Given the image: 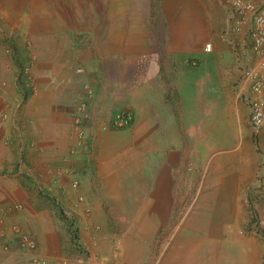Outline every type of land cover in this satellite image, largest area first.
<instances>
[{
    "label": "crops",
    "instance_id": "obj_1",
    "mask_svg": "<svg viewBox=\"0 0 264 264\" xmlns=\"http://www.w3.org/2000/svg\"><path fill=\"white\" fill-rule=\"evenodd\" d=\"M152 8L151 0H106L93 28L99 33L88 40L92 51L82 56L71 47L75 39L63 46L62 28L28 32L32 49L24 55L32 58L38 94L24 107L15 74L1 75L0 208L24 206L17 219L38 248L28 254L17 247L14 218H6L0 264H34L33 256L49 264H264V241L241 233L260 160L236 86L237 57L223 37L224 7L219 0H163L155 18L167 20L159 23L151 21ZM86 82L95 93L89 146L71 159V113ZM228 90H235L231 104ZM206 101L216 133L222 113L232 134L206 137ZM121 110L134 120L115 129L111 118ZM71 167L81 179L77 190L66 174ZM53 186L80 222L86 253L67 244L59 208L41 194ZM81 195L92 212L85 213ZM218 249L227 255L222 261L212 260Z\"/></svg>",
    "mask_w": 264,
    "mask_h": 264
},
{
    "label": "rangeland",
    "instance_id": "obj_2",
    "mask_svg": "<svg viewBox=\"0 0 264 264\" xmlns=\"http://www.w3.org/2000/svg\"><path fill=\"white\" fill-rule=\"evenodd\" d=\"M104 0H0V77L1 75H5L7 73H13L16 76L15 79V86H16V92H17V103L19 107H24L28 101V99L36 96L38 94V89L36 85V78L33 73V66L34 64L31 62L32 58H29L24 55V52L26 53V47H29V49H32V42L29 40V38L26 36V34L29 33H54L58 28H62L61 31L58 34V37L63 40V46L67 48L68 40L75 39L77 46L72 45L71 47L74 49H77L78 51H75V54H79L82 56L84 52L82 50H90L92 51L91 47L89 46V38L98 35V31L96 32V29L93 28H100V19H101V6H103ZM151 5L153 6V13L151 15V21L152 23H159L166 21L167 17L164 15L162 21H158V17L161 7L163 5V0H151ZM161 15V13H160ZM166 17V18H165ZM96 32V33H95ZM94 35H91L93 34ZM26 49V50H25ZM29 50V51H30ZM74 54V52H73ZM77 58V57H76ZM23 67H29L32 71V74L34 76V85L33 87L36 88L37 92L31 93V91L24 90L20 92V90H23V83L24 79L22 76L19 77L17 80V75L19 71ZM84 68H78L77 73H83ZM85 73V72H84ZM81 75V74H80ZM88 81V80H86ZM84 84V83H83ZM86 86L91 87L94 90V87L90 82H86L83 85V88ZM235 90H232V94L229 93V90L227 92V95L222 92L221 93V109L226 111L223 108V105L225 104V99L227 96V100L230 99V104L233 102V99L235 97ZM231 94V95H230ZM84 95V92H83ZM226 95V96H225ZM95 96V94H94ZM94 98V97H93ZM82 98H80L74 109L77 107L79 102ZM93 100V99H92ZM210 100V99H209ZM208 102V101H206ZM210 103V104H209ZM213 105L212 102H208V105L205 108H208L209 106ZM73 109V110H74ZM91 111V110H90ZM122 111V110H121ZM91 114V120H92V111ZM116 114V113H115ZM113 117L111 118V125L113 122ZM216 113L213 109L208 108V111L205 110V118L204 121L208 124H205V131H206V137L210 133V131L214 130V133H216V124L218 123L216 121ZM3 120L8 119V115L6 113L2 114ZM221 129L219 128L218 132L216 133V139L218 140V137L222 135V132H225L226 135L232 134V132L229 131V127L224 125L223 123L228 118H225V114L221 113ZM91 123V121L89 122ZM113 127V126H112ZM116 129V128H115ZM73 128V122H72V131ZM222 131V132H221ZM71 136H73L71 134ZM76 140V138H75ZM208 144V143H207ZM206 144V145H207ZM89 146V145H87ZM83 148L85 149L87 148ZM77 147V146H74ZM81 150V151H83ZM80 151V152H81ZM79 152V153H80ZM81 154V153H80ZM79 154L71 153L69 158L72 159V157H77ZM76 168V172H77ZM75 170L73 167L68 169L66 172L67 175L71 176L74 175ZM71 183L74 181H77L80 185L81 179L78 177H72L71 176ZM58 186V185H56ZM54 187V186H53ZM50 188L49 190H41V194L45 196L47 201L51 202L54 207L59 208V220L61 221V232H67L69 234L66 237L67 244H70L71 247L75 251H78L80 253L87 252L84 248H86L85 245L82 244L81 238L79 235V225L78 220H76L73 212L69 210V207H66L64 203V196H63V190L61 193L57 194V187ZM79 187V186H78ZM78 187H73V189L77 190ZM44 192V193H43ZM60 192V191H59ZM186 193V191H184ZM252 195V201L255 206H246L248 209V213L250 214L251 211H255L258 217L264 218V193H257V192H251ZM193 195L189 193L188 197L191 198ZM78 201L85 206V213L92 212L94 209L93 205H90L89 202L86 203V198L81 195L78 197ZM19 204V203H14ZM52 204L51 207H52ZM80 206H82L80 204ZM24 208V206H23ZM248 214V219L241 227V233L244 234H250L249 236H253L256 238H260L261 242L264 241V237L257 236L255 234H252L249 232L250 227V217ZM102 229L100 227L97 228V231H101ZM104 234V233H103ZM102 234V235H103ZM192 241V237L190 238ZM17 242V241H16ZM164 245H169L170 242L167 239L166 242H163ZM17 247H19L17 242ZM84 247V248H83ZM219 248V247H218ZM10 249V246H9ZM222 249H218L219 253L214 254L212 253V260L214 261H222V255L220 253ZM231 257V256H230ZM210 256H207L205 260H210ZM255 260V259H254ZM262 263H264V255L260 258ZM46 261V260H45ZM48 262V261H47ZM49 264V262H48Z\"/></svg>",
    "mask_w": 264,
    "mask_h": 264
},
{
    "label": "built area",
    "instance_id": "obj_3",
    "mask_svg": "<svg viewBox=\"0 0 264 264\" xmlns=\"http://www.w3.org/2000/svg\"><path fill=\"white\" fill-rule=\"evenodd\" d=\"M223 5L227 17V27L223 31V37L228 47L234 51L236 63L240 70L237 80L238 92L250 111V122L254 134V145L260 160L255 183L250 192L264 193V0H219ZM206 53L212 51V45L204 48ZM231 51V52H232ZM247 58H243V54ZM246 57V56H245ZM24 79L23 90L37 92L34 85V76L29 67H23L18 75ZM94 90L86 86L84 95L71 113L74 134L77 147H73L72 153L78 154L89 145V127L91 121L90 103L94 97ZM134 116L128 110L117 112L113 117L112 126L116 129H124L131 126ZM72 186L78 187L77 181ZM248 207L255 206L252 199L248 198ZM24 212L22 204H10L0 208V224L5 225L6 218H14L9 228L13 239L18 242L19 248L28 254H33L38 248V242L34 236L28 233L17 219ZM249 232L264 237V218L258 217L255 211H251ZM16 219V220H15ZM5 227L2 236H5ZM5 250L9 245L4 246ZM34 264H48L47 261L33 256Z\"/></svg>",
    "mask_w": 264,
    "mask_h": 264
},
{
    "label": "clouds",
    "instance_id": "obj_4",
    "mask_svg": "<svg viewBox=\"0 0 264 264\" xmlns=\"http://www.w3.org/2000/svg\"><path fill=\"white\" fill-rule=\"evenodd\" d=\"M125 129V128H124Z\"/></svg>",
    "mask_w": 264,
    "mask_h": 264
}]
</instances>
